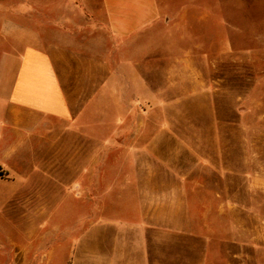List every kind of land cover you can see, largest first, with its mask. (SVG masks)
Instances as JSON below:
<instances>
[{"label":"rangeland","instance_id":"374dc122","mask_svg":"<svg viewBox=\"0 0 264 264\" xmlns=\"http://www.w3.org/2000/svg\"><path fill=\"white\" fill-rule=\"evenodd\" d=\"M158 1L161 19L137 35L131 59L168 107L143 102L123 119L112 100L106 117H87L88 134L35 141L36 155L19 157L11 176L0 170L15 177L0 185V264H264V0ZM38 9L47 23L69 21L79 44H112L102 0H0V49L7 19L38 23ZM174 64L197 82L176 75L170 89ZM135 123L186 138L156 144L188 149L179 182L161 157L139 155L135 170L129 149L152 143L128 137ZM166 185L176 196L185 187L189 202L154 215L150 200ZM129 224L137 252L123 235Z\"/></svg>","mask_w":264,"mask_h":264},{"label":"crops","instance_id":"0c3cea01","mask_svg":"<svg viewBox=\"0 0 264 264\" xmlns=\"http://www.w3.org/2000/svg\"><path fill=\"white\" fill-rule=\"evenodd\" d=\"M102 4L113 39L107 49L99 47L98 50L77 43L70 22L61 19L59 23L56 20L47 23L45 18L50 16L45 9L37 10L38 23L27 16H24L27 21L20 25L7 19L4 47L0 49V170L7 176H11L9 166L19 157L36 155L35 141L62 140L72 133L76 139L78 132L88 134L92 123L87 117L97 114L95 112L106 117L104 110L112 106V100L115 101L113 107L119 111L118 117L123 119L130 115L135 118L136 108L142 107L143 102H153L151 107L166 106L168 101L158 96L153 82L137 80V60L131 59L137 53V35L155 27L161 19L159 1L102 0ZM6 9L13 12L8 5ZM175 66L178 67L174 64L165 73L170 89L175 86L173 77L176 75L188 76L190 79L186 81L197 82V79H191L192 75L197 76L193 71H175ZM94 96L98 111L88 107ZM120 118L114 121L117 127L122 125ZM140 129L135 123L128 137L151 140L152 143L149 149H129L130 155L135 157V170L137 156L161 157L167 164L165 169L172 171L179 182V176L182 178L179 174L185 171L179 156L188 149L174 148L167 142L159 144L161 148L158 149L156 144L158 140L186 138L166 131L142 134ZM86 137L90 138L89 135ZM120 137V133H116L112 138ZM76 153L75 149L70 155L76 157ZM87 168L93 171V162ZM14 178H0V185L14 181ZM166 186L164 196H153L150 200L151 205H156L152 207L154 215L170 205L189 202L185 187L181 185V195L176 196V192ZM135 203L137 205V199ZM133 212L137 215L136 207ZM127 227L123 232L126 244L136 246L137 252V224ZM20 260L16 259L14 264H23V258Z\"/></svg>","mask_w":264,"mask_h":264}]
</instances>
